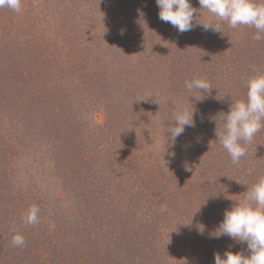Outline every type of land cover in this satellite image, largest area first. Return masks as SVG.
<instances>
[{
	"label": "rangeland",
	"instance_id": "obj_1",
	"mask_svg": "<svg viewBox=\"0 0 264 264\" xmlns=\"http://www.w3.org/2000/svg\"><path fill=\"white\" fill-rule=\"evenodd\" d=\"M191 3L194 24L222 32L180 34L158 18L156 0L0 8V264H215L216 252L247 254L209 234L264 176V127L238 164L216 129L264 73V39ZM195 78L214 87L200 103L185 87ZM193 103L196 126L173 144V113ZM33 205L40 219L28 225Z\"/></svg>",
	"mask_w": 264,
	"mask_h": 264
},
{
	"label": "clouds",
	"instance_id": "obj_2",
	"mask_svg": "<svg viewBox=\"0 0 264 264\" xmlns=\"http://www.w3.org/2000/svg\"><path fill=\"white\" fill-rule=\"evenodd\" d=\"M198 2L200 9L207 10L218 21L226 22L230 28L254 27L256 34L253 38L257 41L264 39L261 35L264 33V0H198ZM156 5L159 9L158 18L170 24L180 34L192 31L195 26H202L206 32H222L220 23L196 20L194 24L197 9L193 7L191 0H156ZM0 8L21 13L22 0H0ZM138 15L142 18L143 11L138 9ZM185 87L193 93L191 97L195 103L203 102L214 88L205 78L186 81ZM197 92L206 95H197ZM192 107L191 111L186 106L178 107L174 111V126L167 129L169 141L173 144L183 135L186 128L196 126L194 103ZM262 127H264V73H257L247 81L246 98L231 103L229 111L225 113L222 130L216 129L217 139L231 157L233 164H238L241 157L246 155L245 145L251 143ZM226 198L232 199L229 196ZM234 201L232 207L225 210L223 220L217 229L209 234V238L219 239L221 236H227L236 243L245 245L247 254L231 249L223 254L216 252L215 264H264V176L259 177L251 186L247 185L243 199ZM39 211L38 206H31L23 217L24 223L28 225L39 223ZM198 234L203 235L204 228L201 230L199 227ZM12 244L17 247L24 246V236L15 234Z\"/></svg>",
	"mask_w": 264,
	"mask_h": 264
}]
</instances>
